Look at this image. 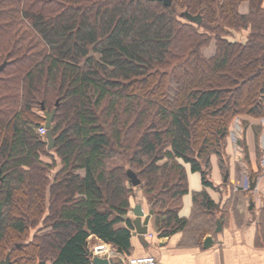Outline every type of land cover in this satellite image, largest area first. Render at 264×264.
<instances>
[{
    "label": "trees",
    "instance_id": "trees-1",
    "mask_svg": "<svg viewBox=\"0 0 264 264\" xmlns=\"http://www.w3.org/2000/svg\"><path fill=\"white\" fill-rule=\"evenodd\" d=\"M5 62L0 261L92 264L91 235L131 247L128 171L159 237L187 229L186 195L212 209L208 193L191 191L187 166L216 189L212 159L225 178L232 121L264 117V0H0ZM57 102L49 149L37 128Z\"/></svg>",
    "mask_w": 264,
    "mask_h": 264
},
{
    "label": "crops",
    "instance_id": "crops-1",
    "mask_svg": "<svg viewBox=\"0 0 264 264\" xmlns=\"http://www.w3.org/2000/svg\"><path fill=\"white\" fill-rule=\"evenodd\" d=\"M238 9L241 14H248L249 2H242ZM242 34L236 35L241 39L246 37V33ZM215 52L216 41L213 39L209 46L203 48V54L211 58ZM243 118L248 122L243 139L237 144H234L230 136L228 139L230 170L227 181L222 177L216 157L212 159L211 178L216 189L205 186L201 174L192 172L187 166L191 191L208 193L213 200L205 206L212 205V209L195 208V200L188 194L184 197L180 212L182 217L191 219L186 230L159 237L157 217L153 214L148 233L142 239L133 234L135 229L132 231L131 247L127 251H119L116 246L91 235L88 239L89 252L99 253L101 256L109 254L121 260H116L115 264H127L129 257L145 255L155 256L157 264H264V125H261L262 117ZM235 145L237 148H244L246 157L237 155ZM83 172L81 171L82 174ZM251 172L259 175L257 188L253 192L255 206L252 209L250 192L245 187L250 184ZM236 198L238 199L234 200ZM202 202L200 200L199 204ZM138 204H142L145 212L151 209L147 200H131L127 217L132 221L135 215L131 211ZM218 219L222 225L219 232L216 231ZM125 226L126 223H121L117 227ZM202 232L205 234L199 243L198 238ZM149 234L153 236L150 237ZM207 236L213 238V244L208 248L204 246Z\"/></svg>",
    "mask_w": 264,
    "mask_h": 264
},
{
    "label": "water",
    "instance_id": "water-1",
    "mask_svg": "<svg viewBox=\"0 0 264 264\" xmlns=\"http://www.w3.org/2000/svg\"><path fill=\"white\" fill-rule=\"evenodd\" d=\"M163 1L166 6H170L173 3V0H160ZM182 17L186 18L187 20L191 22L200 23L202 21V18L200 16H193L189 12H183L181 14ZM6 66V62L3 63L0 66V70H3ZM59 102H57L56 107L51 111H45V127L48 130L47 133V144L49 149H53L55 147V138L53 137L52 133V126H53V120L58 108ZM128 175L131 179V182L134 186H139L141 184V180L139 179L138 175L133 171H128ZM229 172H227L225 181L228 180ZM259 175H256L255 177L250 178V208L252 209L255 206V202L253 199V192L257 187ZM132 212L135 215V218L133 219V224L135 226V231L133 234L135 236H139L141 239L148 233V227L150 223L151 216L154 214V211L150 209L148 212H145L143 209L142 204L136 205ZM222 229L221 221L217 220V228L216 231H220ZM213 244V238L211 236H207L204 240V246L206 248L210 247ZM91 261L92 264H115L116 260H118L115 257H111L108 255L101 256L99 253H91ZM10 254L8 253L6 259L0 261V264H10ZM121 261V260H118Z\"/></svg>",
    "mask_w": 264,
    "mask_h": 264
},
{
    "label": "rangeland",
    "instance_id": "rangeland-1",
    "mask_svg": "<svg viewBox=\"0 0 264 264\" xmlns=\"http://www.w3.org/2000/svg\"><path fill=\"white\" fill-rule=\"evenodd\" d=\"M243 34L245 33V32H242ZM241 33V34H242ZM242 34V35H243ZM209 46V45H208ZM206 48V47H205ZM231 124H233L232 126L233 127H235V128H238V132H237V135L238 136H240V138L241 139H243V136H244V134H245V129H246V127L248 126V122L246 121V120H244V118H243V116H238L237 118H235L233 121H232V123ZM261 125L263 126L264 125V120H263V118H262V120H261ZM236 146V148H237V145H235ZM243 149V150H242ZM237 148L236 150H238V151H236V153H237V155L238 154H241V155H239V156H241L242 158H244V157H246L245 156V154H244V148ZM236 155V154H235ZM209 177L210 178H212V172H211V174L209 175ZM220 178H221V176H220ZM246 187V186H245ZM220 193V192H219ZM238 198H236V199H234V200H237ZM131 200H146V198H145V196H144V193H143V190H142V188L140 187V185L139 186H135V188H134V193H133V197L131 198ZM147 202H148V200H147ZM149 203V202H148ZM149 205H150V203H149ZM150 208H151V205H150ZM132 212V211H131Z\"/></svg>",
    "mask_w": 264,
    "mask_h": 264
},
{
    "label": "built area",
    "instance_id": "built-area-1",
    "mask_svg": "<svg viewBox=\"0 0 264 264\" xmlns=\"http://www.w3.org/2000/svg\"><path fill=\"white\" fill-rule=\"evenodd\" d=\"M38 133L42 136V137H46L47 135V128L42 125L39 126L37 128ZM238 128L235 127H231V137L233 139L234 142H236L238 140ZM150 236L152 237V234H150ZM127 264H157V258L153 255H145V256H132L129 257L127 260Z\"/></svg>",
    "mask_w": 264,
    "mask_h": 264
}]
</instances>
